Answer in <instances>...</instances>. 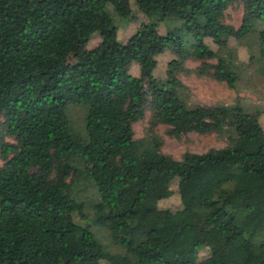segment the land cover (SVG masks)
<instances>
[{"label": "trees", "instance_id": "16d2710c", "mask_svg": "<svg viewBox=\"0 0 264 264\" xmlns=\"http://www.w3.org/2000/svg\"><path fill=\"white\" fill-rule=\"evenodd\" d=\"M136 13L121 41L115 20ZM230 41L264 83V0H0V264H264L263 111L191 104L178 76L191 56L198 76L236 87ZM168 49L163 78L131 72ZM159 124L227 142L175 158Z\"/></svg>", "mask_w": 264, "mask_h": 264}, {"label": "rangeland", "instance_id": "374dc122", "mask_svg": "<svg viewBox=\"0 0 264 264\" xmlns=\"http://www.w3.org/2000/svg\"><path fill=\"white\" fill-rule=\"evenodd\" d=\"M243 16V7L241 4H234L226 9L225 21L238 26L241 23ZM146 20L142 13H136V18L126 21L115 20L118 24L117 37L121 41H126L127 38L133 33L140 21ZM161 31H165V27H161ZM99 42L98 36H93L86 44L91 47ZM235 41H230L229 46L235 45ZM235 60L239 63V72H241V79L237 82L236 87H230L225 81H217L209 76H198L193 70V67L200 63V60L194 59L191 56L187 57L183 62V66L187 69L178 73L180 80L183 83L184 93L187 100L191 104H215V103H230L239 101L246 107L254 108L258 106L263 112L260 115L262 124L264 125V83L256 70L254 65L246 61L247 47L245 44L234 46ZM176 55L172 50H165L164 52L156 55L153 59L147 61L140 68L137 64L131 65V72L139 73L143 71L149 78H163L165 75L166 65L171 58ZM215 61V58L209 59ZM84 109L79 105H73L70 115L77 122L78 126L82 125ZM150 111L147 110L144 117L133 123L134 137H141L145 133V128L148 124ZM167 126L159 124L156 127V132L161 137V150L165 153L171 154L175 158H180L185 151L202 152L209 147L223 146L227 142L226 133L220 134L218 132L203 134L196 131L187 130L183 126V131L179 136H172L166 132ZM3 160L0 158V165ZM175 188V184H172ZM89 196V191H84ZM90 197V196H89ZM178 202L176 192L169 197L161 199L159 206H174ZM85 212L92 214V207L85 205ZM94 230H99L100 234L103 233L99 226L94 225ZM106 240V237H104ZM215 242V241H214ZM216 243H214V246ZM216 250L224 248V245H216ZM209 252L208 248H201L199 256H203Z\"/></svg>", "mask_w": 264, "mask_h": 264}]
</instances>
